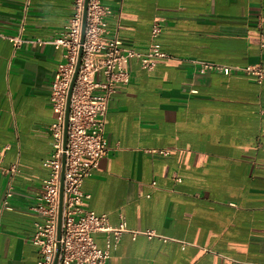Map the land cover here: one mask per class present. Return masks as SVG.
<instances>
[{
	"label": "crops",
	"instance_id": "0c3cea01",
	"mask_svg": "<svg viewBox=\"0 0 264 264\" xmlns=\"http://www.w3.org/2000/svg\"><path fill=\"white\" fill-rule=\"evenodd\" d=\"M74 1L0 0V147L2 164L18 169L0 176V264L41 254L32 207L49 175L50 83L64 59L50 41L67 31ZM100 2L109 34L138 52L157 19L164 53L151 68L129 60L108 101L109 147L81 187L87 208L126 224L107 264H264V0ZM201 62L262 77L201 73ZM93 237L103 248L105 235Z\"/></svg>",
	"mask_w": 264,
	"mask_h": 264
},
{
	"label": "built area",
	"instance_id": "2783aa9c",
	"mask_svg": "<svg viewBox=\"0 0 264 264\" xmlns=\"http://www.w3.org/2000/svg\"><path fill=\"white\" fill-rule=\"evenodd\" d=\"M83 8L84 0H75L74 13L68 21L67 31L50 41L55 48L63 49L64 59L58 64L50 83L49 104L56 120L49 127L53 150L49 158L43 161V165L49 169V175L43 180L42 193L32 207L41 217L34 222V231L29 239L41 253L36 264H52L57 244L55 264H107L111 249L115 247L121 233L127 230L126 224L122 220L117 226H112L105 213L97 214L87 208L90 194L81 187L109 147L104 131L108 101L116 85L128 82L129 60L137 58L143 68H151L153 63L150 58L164 55L155 41L161 30L157 19L151 25V42L147 51L138 52L124 47L116 34H109L106 17L111 14V9L100 0L87 1L81 42ZM11 40L15 46L21 42L18 37ZM80 49V61L69 96L66 143L63 149L67 93ZM208 70L226 75L234 70H243L262 77V71L254 66L201 62L199 71L203 73ZM6 148L7 145L0 147V176L11 178L18 169L15 165L2 164ZM153 151L167 153V149ZM63 154L60 233L57 238ZM11 195L9 184L2 207L8 208L7 198ZM96 232L105 235L103 248L98 247L94 240L93 234ZM145 234L153 235L151 231Z\"/></svg>",
	"mask_w": 264,
	"mask_h": 264
},
{
	"label": "water",
	"instance_id": "95a60500",
	"mask_svg": "<svg viewBox=\"0 0 264 264\" xmlns=\"http://www.w3.org/2000/svg\"><path fill=\"white\" fill-rule=\"evenodd\" d=\"M87 1L88 0H84V8H83L82 24H81V42L83 40V33H84V27H85V16H86ZM80 55H81V49L79 50L75 72H74L73 77L71 79L69 89H68V93H67V101H66L65 115H64V129H63V149H65V143H66V128H67V114H68L69 96H70L71 89H72L74 79L76 76V72L78 69V65H79V61H80ZM63 165H64V154L62 157V174H61V180H60L61 183H60V197H59V209H58L57 238H59V233H60V213H61V200H62ZM57 254H58V244H57V251L55 252V256H54V260H53L52 264L56 263Z\"/></svg>",
	"mask_w": 264,
	"mask_h": 264
}]
</instances>
